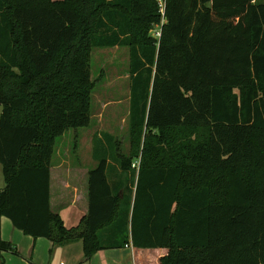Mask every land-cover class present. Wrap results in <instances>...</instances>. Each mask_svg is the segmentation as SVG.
Wrapping results in <instances>:
<instances>
[{
    "label": "trees",
    "instance_id": "16d2710c",
    "mask_svg": "<svg viewBox=\"0 0 264 264\" xmlns=\"http://www.w3.org/2000/svg\"><path fill=\"white\" fill-rule=\"evenodd\" d=\"M162 22L159 0H0V251L6 218L86 261L132 244L136 264H264V3L166 0ZM113 47L130 54V151L99 153L68 229L51 162L90 127L92 54Z\"/></svg>",
    "mask_w": 264,
    "mask_h": 264
},
{
    "label": "rangeland",
    "instance_id": "374dc122",
    "mask_svg": "<svg viewBox=\"0 0 264 264\" xmlns=\"http://www.w3.org/2000/svg\"><path fill=\"white\" fill-rule=\"evenodd\" d=\"M254 1L264 3V0ZM159 32L160 30L156 28L151 31V35L157 38ZM91 66L92 79L95 82L91 125L88 128L69 130L64 136L58 138L54 158H56V152H59L65 155L67 161H78L94 169L99 165V161L96 160L100 157L99 153L104 154V150L108 154H113L108 157L110 165L115 164L114 157L117 154L128 155L130 151L132 80L129 71V49L126 47L97 48L93 51ZM1 113L2 107L0 106V118ZM97 115H100V118L95 117ZM97 152L98 156L95 157ZM137 164L138 161L135 162V166ZM108 174L111 180L109 170ZM5 186L3 169L0 164V191ZM72 220L69 223L70 226L76 222L75 219ZM1 230L2 240L7 241L14 248V251H10L12 253L5 256L4 264H60L61 262L64 264H100L92 262V259L81 263L83 259L77 261L71 259L68 254L59 252L62 247L71 249L73 245L56 247L54 250H58L50 258L49 240L34 239L25 235L14 228L6 218H3ZM0 264H2L1 257Z\"/></svg>",
    "mask_w": 264,
    "mask_h": 264
},
{
    "label": "crops",
    "instance_id": "0c3cea01",
    "mask_svg": "<svg viewBox=\"0 0 264 264\" xmlns=\"http://www.w3.org/2000/svg\"><path fill=\"white\" fill-rule=\"evenodd\" d=\"M95 117L100 118V115ZM56 153V158H54L55 152L53 154L50 168L51 209L54 214L60 215L68 229H72L78 227L82 220L89 213V174L92 169L78 161H67L65 155L59 152ZM72 219H75L76 222H74L75 224H73V226H70L69 223L73 221ZM2 222L3 219L1 220V227ZM111 234L112 230L108 229L103 233V236L105 239L114 241L115 239L113 236H110ZM48 242L49 247L48 243L47 247L51 258L58 249L51 252V249H53V244L51 241ZM69 245H73L74 247H71V249L68 247H62L59 252H62V254L65 255L68 254L71 259H75L77 261L83 259L81 260V263L88 262L84 258L83 245L81 241ZM127 246L117 249L101 250L95 254L91 261L99 262L100 264H136L134 247L132 244ZM9 253L12 252L0 251L2 264H4L5 256H7ZM62 263L63 262L60 264Z\"/></svg>",
    "mask_w": 264,
    "mask_h": 264
},
{
    "label": "built area",
    "instance_id": "2783aa9c",
    "mask_svg": "<svg viewBox=\"0 0 264 264\" xmlns=\"http://www.w3.org/2000/svg\"><path fill=\"white\" fill-rule=\"evenodd\" d=\"M159 6H160V12H161V14L163 16V22L162 23H164V16H165V11H166V0H159ZM159 28H160V26L158 27V29ZM160 37H161V31L157 35V38L160 39ZM134 167H135V165H134ZM62 264H64V263H62Z\"/></svg>",
    "mask_w": 264,
    "mask_h": 264
}]
</instances>
